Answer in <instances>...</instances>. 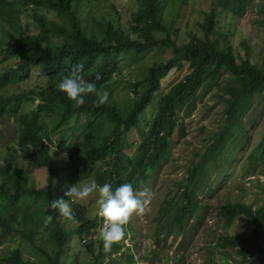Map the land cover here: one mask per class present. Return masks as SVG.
<instances>
[{"label":"trees","instance_id":"obj_1","mask_svg":"<svg viewBox=\"0 0 264 264\" xmlns=\"http://www.w3.org/2000/svg\"><path fill=\"white\" fill-rule=\"evenodd\" d=\"M20 1L24 7L21 11L30 18L36 32L23 26L18 15ZM212 1L214 6L204 13L199 23L202 36L188 32L187 40L178 41L173 38V32H176L177 17L186 0H136L137 9L131 15L129 32L112 21L91 17L89 5L92 0H0V20L9 28L4 31V36H0V60H15L0 72V118L13 111L14 139L18 142L16 148L9 144L0 147V236L17 234L31 243L45 260L38 262L23 258L20 249L14 247L0 256V264H62L66 257L63 245L67 233L60 223L58 210L51 208V201L61 194L59 189L63 181L59 176L57 156L51 153L49 144L57 130L58 148L74 163L76 177L81 179L89 166L103 158L106 166L98 167L93 178L100 186L110 184L114 191L123 183H131L136 188L149 179L147 173L168 153L169 138L178 125L177 112L183 110L185 115L189 114L197 100L212 87L221 91L215 96L224 103V125L219 135L222 137L229 131L234 133L232 129L240 127L254 97L264 93V63L259 65L250 60V49L245 42H242L245 49L242 57L233 51L226 34L223 41L212 37L218 9L239 15L250 0ZM40 10L54 12L57 19H49ZM102 32L109 37L106 42L100 38ZM148 47L159 53L142 78L133 81L130 91L136 97L130 108L114 102L111 105L110 96L106 104L97 107L94 94L85 97L83 106L75 107L58 88L61 74L83 64L85 78L95 83L98 90L105 91L104 83L120 71V66L116 67L117 58L124 55L134 62L136 53ZM165 50L171 53L167 60L161 55ZM184 63H187L189 72L171 84L166 92L159 93L160 82L168 68H180ZM31 69L38 71L37 89L19 94L5 90L16 79H28ZM20 72L24 76H20ZM224 72L229 77L221 85ZM97 74L101 77L99 80ZM36 97L41 98L38 104L26 111L18 110L23 102L34 104ZM149 107H154V113L142 127L141 116ZM82 115L88 123V143L66 146V129L75 127ZM64 122H68L66 128H59ZM132 129L136 130L139 142L128 152L132 148L128 138ZM179 129L183 131V125ZM229 139L219 140V148H223L222 141ZM260 150L264 153V137L248 155L249 167L256 164ZM18 159L22 162L17 163ZM204 164L205 160L200 162L201 169ZM32 167L47 168L45 185L35 183L30 175ZM198 179L193 169L190 180L196 182ZM191 212L174 210L170 218L180 229ZM73 213L79 225L70 231L80 235L88 230L93 235L90 228L96 222L87 215L84 205L75 203ZM48 215L53 221L45 227L44 218ZM218 215L225 224H230L238 216H245L252 224L248 233L220 234L218 240L222 247L235 248L241 263L253 256L264 255L263 208L253 209L242 202H225L219 206ZM96 242L98 252L91 253L93 264H124L121 258L111 256L122 248V243L114 245L112 252L106 254L99 235ZM87 247L90 251L94 248L92 238ZM106 255L108 260L105 262ZM127 258L130 261L128 255Z\"/></svg>","mask_w":264,"mask_h":264},{"label":"rangeland","instance_id":"obj_2","mask_svg":"<svg viewBox=\"0 0 264 264\" xmlns=\"http://www.w3.org/2000/svg\"><path fill=\"white\" fill-rule=\"evenodd\" d=\"M213 6L212 0H186V4L180 8L173 38L185 41L188 39V32H194L201 37L199 23L202 22L204 13ZM89 7L91 17L99 21H112L129 32L131 15L137 9V2L136 0H92ZM18 8L23 26L30 32H36L30 18L21 11L24 8L22 1ZM218 10L219 12H215L217 22L212 37H218L223 41L226 34L233 51L242 57L245 56L242 42H245L250 49V60L262 65L264 63V0H250L245 11L239 15ZM39 12L49 19H57L52 11ZM8 29V24L0 20V36H4V31ZM100 38L104 42L109 40L105 32H102ZM157 53H159L157 49L148 47L136 53L134 62H130L124 55L117 58L116 67L120 66V71L114 73L111 79L104 83L111 105L114 102L121 107H131L136 97L130 91L133 81L142 78L157 57ZM161 55L167 60L171 53L165 50ZM14 63L15 60L12 59L0 60V72L6 64ZM187 72H189L187 63L180 68L169 67L160 82L161 88L158 92H166L171 84ZM19 74L24 76L21 72ZM28 76V79H16L11 82L5 90L19 94L22 91L37 89L38 71L31 69ZM228 77L229 74L224 72L220 79L221 85ZM218 92L221 91L217 87H212L197 100L189 114L185 115L183 110L177 112L178 125L169 138L167 155L161 158L160 163L149 174L147 173L149 179L134 188L137 192L145 190L151 192L145 214L134 215L131 218L127 226L126 242H122V248L111 254L113 258H121L124 264H264V255L253 256L246 263H241L235 248L222 247L218 240L220 234H244L252 228L251 222L245 216H238L230 224H225L218 215L221 204L242 202L251 205L253 209H264V153L262 150L258 151L256 164L253 167H249L248 159V155L259 146L264 137V93L254 97L252 105L241 120L240 127L233 128L234 133L225 132L221 137L219 132L223 130L225 116L224 103L215 96ZM40 100L41 98L36 97L34 104L23 102L18 110L31 109ZM153 113L154 107H149L143 113L142 127H145V121L150 119ZM12 114L11 110L0 118L1 148H5L6 144L12 148L18 145L17 139H14L16 123L15 115ZM67 124L68 122H64L59 128H66ZM180 125H183V131L179 129ZM87 127V120L82 115L75 127L66 129V146H71L73 143L85 145L88 140ZM58 133L59 130L52 135L49 144L52 147L51 153L57 156L59 176L63 178L59 198L68 200L70 197L65 196L64 193L75 184L81 187L94 181L93 172L100 166H106V162L103 158L96 160L84 173L86 175L78 179L74 163L70 162L67 155L63 157L62 153L65 152L58 148ZM225 137L230 139L222 141L223 148H219V140H224ZM128 138L132 142V148L128 150L130 152L139 142L135 129L128 134ZM204 160L205 164L201 169L200 162ZM20 162L22 160L18 159L17 163ZM193 169L195 175L199 176L196 182L190 180ZM30 175L37 185H45L47 168L32 167ZM98 199V193H93L87 201L78 202L84 205L87 215L96 222V225L90 228L93 235H90L88 230L76 235L70 230L78 226L79 222L73 223L59 216L62 228L67 233L63 245L66 257L62 260V264H93L91 253L98 252L96 239L103 223V220L100 222ZM74 205L75 203L71 204L72 210ZM174 210H183L186 214L192 210L180 229L170 218ZM183 217L185 218V215ZM91 238L94 240V248L90 251L87 244ZM14 247L20 249L23 258H31L38 262L45 261L31 243L18 237L17 234L0 236V256L7 254ZM104 260L105 262L108 260V255Z\"/></svg>","mask_w":264,"mask_h":264},{"label":"clouds","instance_id":"obj_3","mask_svg":"<svg viewBox=\"0 0 264 264\" xmlns=\"http://www.w3.org/2000/svg\"><path fill=\"white\" fill-rule=\"evenodd\" d=\"M83 64H77L67 74H61L58 88L65 93L67 98L74 103L75 107L85 104V97L95 95L97 107L106 104L109 100L107 91L98 90L97 85L90 82L83 74ZM101 77L96 75V79ZM66 153H62L66 157ZM71 186L65 193L70 199L57 198L51 201V208L58 210L59 215L68 221L77 223L71 204L87 201V199L98 193L99 215L103 223L99 230V239L103 242V250L106 254L111 253L114 245L126 242L127 226L131 218L145 214L146 206L151 198L149 190L137 192L131 183H123L114 191L108 183L103 186L95 181L77 187ZM53 221V217L48 215L44 218V226L47 227Z\"/></svg>","mask_w":264,"mask_h":264}]
</instances>
